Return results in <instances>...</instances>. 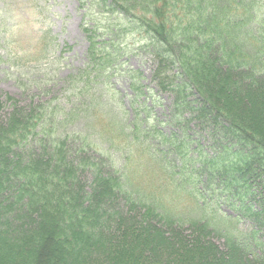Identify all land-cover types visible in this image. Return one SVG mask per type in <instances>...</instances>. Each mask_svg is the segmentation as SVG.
<instances>
[{
    "label": "rangeland",
    "instance_id": "rangeland-1",
    "mask_svg": "<svg viewBox=\"0 0 264 264\" xmlns=\"http://www.w3.org/2000/svg\"><path fill=\"white\" fill-rule=\"evenodd\" d=\"M246 3L264 15V0ZM116 16L107 19L96 0H0V264H264V161L258 151L251 149L255 159L251 170L237 174L247 184L244 202L252 204L250 214L231 206L232 194L216 191L219 204L214 215L209 207L200 206L198 192L190 191L194 181L208 203L202 190L211 180L197 173L195 160L212 154L211 141L240 148L226 127L229 122L219 119L223 117L219 109L229 110L253 130L258 124L264 137L257 92L264 85V68L253 74L219 64L223 62L216 58L219 43L203 44L207 59L214 61L203 64L208 78L213 77L206 88L212 98L217 95L218 103L210 100L216 108H206L200 90L192 85L178 95L187 104L177 108L181 70L155 57L152 45L142 37L129 36L127 41L134 43H129L120 59L124 63L110 83L88 84L86 77L94 75V69L88 65L87 25L100 41L103 31L111 33L110 26L116 33ZM260 21L264 17L253 18L244 29L252 32L250 27ZM39 32L41 39L48 37V53L39 54L40 46L31 48L33 40H40ZM177 40L192 49L188 38ZM253 43H248L245 55L252 52ZM16 51L23 57L15 59ZM38 56L39 68L23 64L38 63ZM158 66L166 71L159 78ZM46 105L64 122L60 137L36 144L8 132L16 122L32 116L35 120ZM122 172L133 177L135 190L143 186L144 191L128 196L120 184L106 180L115 177L121 183L123 178L114 174ZM175 191L176 200H170ZM84 218L97 223L84 232L101 242L80 259L66 246L72 243L69 229L79 226L83 231ZM253 230L259 236L253 246L257 259L226 240L228 234L240 238Z\"/></svg>",
    "mask_w": 264,
    "mask_h": 264
},
{
    "label": "trees",
    "instance_id": "trees-1",
    "mask_svg": "<svg viewBox=\"0 0 264 264\" xmlns=\"http://www.w3.org/2000/svg\"><path fill=\"white\" fill-rule=\"evenodd\" d=\"M246 2L247 0H96L98 8L101 9V14L106 16L107 19L110 15H117V24H114V27L117 25H119V27L116 29V33L113 34L112 27L110 26L109 31H111V33L103 31L102 39L97 41V36H95L93 28L87 25L90 30L88 65H91L94 69V75H87L85 82L88 84L98 83L101 84L102 87L107 86L115 70L124 63L120 59L127 49H130L129 43H134L128 42L127 38L129 36L133 38L140 36L144 43L148 41V43L152 45L155 57H160L159 60L165 62L166 65L169 64L171 67L181 70V73L177 72V74L183 76L182 83L175 89V105L177 108L187 104L185 103L186 99L178 95L187 86L192 85L195 89L200 90L202 104L206 108L210 107L215 109L216 107L210 100L214 103H218L217 95L212 98L213 94L209 93V89L207 90L206 88L209 84L208 82L212 80L213 77L208 78L210 75L209 71L204 69L207 67L203 64L204 61L212 63H214V61L207 59V55H205L206 49L203 47V44L211 45L219 43L220 50L216 58L219 61H221V59L223 61L219 64H224L230 68H243L252 71L253 74L262 73L259 69L264 68V21L257 22L250 27V29L254 30L252 32L244 29L253 18L262 19L264 15L259 16L258 11H255L252 7L247 8ZM5 15L8 16L9 14L6 13ZM122 25L128 27L129 30L124 32L125 30L122 28ZM187 38L192 42L191 50L188 45L177 43V39H183V41H185ZM252 41L254 42L253 50L250 54L245 55L246 46L248 43H252ZM44 43L43 39L39 54L46 53ZM146 45L148 46V44ZM35 47L37 48L38 46L36 45ZM17 56L23 57L21 52L20 54L16 53L14 57L16 58ZM164 67L166 66L164 65ZM165 72L164 68H159L158 66V78ZM74 83L78 86L77 81ZM72 87L75 89L74 84ZM218 89L219 88H217V90ZM78 90L80 91L82 89L79 87ZM110 91L112 90L110 89ZM257 92L259 95V103L262 107L260 116L264 117V85L260 86ZM97 107L98 106L95 105L93 109L95 110ZM200 110L202 111L203 109ZM219 110L223 116L219 117V119L221 118L223 121L229 122L226 127L229 129V133L234 136V141L239 144L240 148L234 149L235 147L229 143L223 145L216 140L211 141L212 154H200L199 158L195 160L199 162V168H195L197 173L200 171L199 175L201 177L206 176L211 180V182L207 183L208 187H206V190L201 189L210 198L208 203H204V200H202L205 196L203 193H199L194 181H190V184L194 186L190 191L192 194L198 192L200 206L206 209L209 207L213 210V214L218 211L219 204L216 199L218 194L215 195L216 191L232 194V198L234 197V199L233 202L230 203L231 206L234 207L235 210L244 208L246 213L250 214L252 204L244 202L248 192L247 184L242 178H238L237 174L238 171L242 169L250 171L252 166H254L253 162L255 159H253L254 154L251 149L258 151L257 155L261 156L259 159L264 161V137L260 132V126L258 124H255L253 130L249 127L247 122L245 125L243 122L237 121L235 116L228 113L229 110L228 112L221 109ZM54 111L55 110L49 107V105L41 106L40 113L35 120H33L34 116H32L26 121L27 123L22 122L18 124L16 122L17 127L12 128L8 132L21 134L22 140L26 143L27 139H34L33 142L36 144H41L43 142L42 140L45 138L48 140L54 136L60 137L58 132L60 131L59 127L64 124V122L57 119ZM225 113L229 115V118L226 117ZM209 114H211V112ZM206 115L203 116L206 117ZM176 117L178 116L174 118L176 119ZM60 122L62 123L58 124ZM11 123L12 127L15 121ZM255 130H257L258 134L254 132ZM54 132L57 134L54 135ZM12 134H10V137ZM67 136L68 134L66 137ZM79 136L81 140L87 139V137L82 135ZM132 139L134 140L135 138ZM254 142H256V148H254ZM88 144H90V142H88ZM81 146L83 148V145ZM241 148H245L246 151L242 152L240 150ZM262 164L263 169L264 162ZM262 169H260L261 173L263 171ZM114 175L120 180L123 178L121 183L118 182L115 177H107L106 180L112 182L111 184H120L127 190L128 196L132 191L138 193L144 191L143 186L135 190L137 184L134 183L133 177L127 172ZM219 176L223 179L217 182ZM52 180H56L55 177H52ZM216 183L218 184L217 187ZM234 186L235 194H233ZM174 193L175 197L168 196L170 200H176L178 193H176V191ZM123 195L126 196L125 193H123ZM230 198L231 197L227 194L226 199L230 200ZM206 209H204L203 212H205ZM168 212H171V209ZM181 213L182 212H177V215H182ZM212 219L213 217L210 218V220ZM96 225L97 223L94 220L87 221L84 218L81 223L83 231L79 226H73L69 229V241L71 240L72 243L66 246L67 250L69 252L75 251L76 255H78L77 257L81 259L83 257L81 255L90 249L93 244L100 243V238L94 240L93 235L84 232L87 229L89 230V228L91 230L94 229ZM239 235L228 234L226 240L234 248L236 247L241 249V251L249 252L253 258L258 257L259 254H257V252L255 253L256 250H253V246L256 247L259 243L258 232L253 230L250 234H243L244 237L240 238L238 237ZM126 236L130 237V233H126ZM63 240L62 238L60 243L63 242ZM137 257L139 259L141 256ZM256 259L255 261H258ZM123 262L121 264H123Z\"/></svg>",
    "mask_w": 264,
    "mask_h": 264
}]
</instances>
